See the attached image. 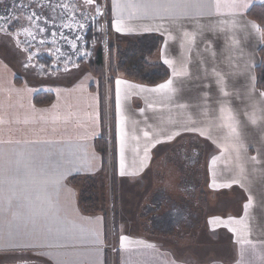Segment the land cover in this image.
<instances>
[{"label": "crops", "instance_id": "1", "mask_svg": "<svg viewBox=\"0 0 264 264\" xmlns=\"http://www.w3.org/2000/svg\"><path fill=\"white\" fill-rule=\"evenodd\" d=\"M167 2L186 0H115V7L113 0H105L110 37L161 39L150 60L168 69L163 82L171 81L167 89L153 92L149 89L158 85L147 87L118 77L112 92L105 89L103 123L100 96L92 90L97 81L89 70L92 78L80 95L70 90L39 107L31 93L30 118L41 112L42 133L24 140L16 132V138L24 141L22 153L12 161L15 169L0 167V252L18 251L46 264H264V97L256 85L252 89L262 40L250 28L246 35L227 8L221 15L213 9L209 16L190 8L146 13L138 7ZM261 4L264 0H251L243 20L254 22L246 13ZM188 16L197 17L199 24L188 22ZM173 18L177 23L169 22ZM117 21L119 32L113 27ZM1 49L0 138L5 139L15 133L22 112L4 96L3 84L16 92L23 86L16 83V70L4 61ZM46 59L50 67L55 63L52 57ZM83 72L61 84L70 87ZM34 77L30 79L56 82L50 76ZM117 80L121 81L119 139ZM221 87L229 93L227 98L221 96ZM208 94L211 103L205 99ZM111 131L114 176H108L115 186L114 206L109 210L101 202L94 213L86 214L78 202L81 184L77 187L69 180L99 176L105 187L104 158L95 143L104 133L109 138ZM191 137L204 141L208 149L200 152L197 165L190 151L180 146ZM184 162L191 167L187 169ZM60 174L64 178L56 183ZM180 181L193 182L192 196L185 187V196L178 192ZM168 222L170 233L164 234L159 223ZM39 238L58 244L39 246ZM10 241L17 247L6 248Z\"/></svg>", "mask_w": 264, "mask_h": 264}, {"label": "rangeland", "instance_id": "2", "mask_svg": "<svg viewBox=\"0 0 264 264\" xmlns=\"http://www.w3.org/2000/svg\"><path fill=\"white\" fill-rule=\"evenodd\" d=\"M58 1L60 2L57 3V0H39V3H37V0H19V3L14 2L12 3L11 6H9L7 2H3L0 5V15H4L2 11H4L5 13L12 11V15H20L23 22H26L27 16L31 15L33 11L41 12V5L46 6V7H43V11L41 12L39 22L41 26H44V21L47 20V31L42 36L41 35L37 36V40L34 42V45H38L39 40L43 37H46L48 41L44 45L33 46L31 48V51H38L39 49L44 51V49L46 48L45 57L35 60L34 64L37 67H36V70L34 71H31L30 67L27 69L25 68V61L27 60L25 57H24L25 61L22 62L21 55L16 57L17 56L15 55L16 53L14 54L12 51L10 52L8 49L9 47L6 45V42H2V44H0V47H2L1 55L3 56L4 61L8 63L7 65L10 68H12L13 70H16V78H18L17 80H19V83L23 86L21 89H19L18 92H16L7 85L8 83L3 84L4 96L7 95L9 98H11L10 103L14 104L22 112V118H21L20 124L17 127L15 133H13L12 136L8 135L5 139L0 138V142L2 143V158L0 160V167L4 169H11V168L15 169V167L12 165V161L15 156L20 155L22 153L21 143L24 140H27V139L30 140V136H36V138H38V135L42 133L41 125L38 124L39 117H41V112L38 114L35 113L30 118V96L33 93L35 95L36 94H46V95H51L53 98L56 96L57 99H59L65 93H70V90H74L75 92L74 94L80 95L82 91L84 92V84L85 86L88 85V83H90V79L92 78L90 75H88L89 73L88 69L84 70V67L86 65H89V62L94 57V53L96 49L101 48L104 62L105 64H107L106 52H107V47H108V33L106 30V27L108 28V26H107V21H106L105 0H98L99 6H100V12L95 15V20L94 19L90 20L86 18L81 19L83 16L81 18L79 17V15H81L80 10L77 8L75 9L72 8V5L76 4L74 0H64V1L58 0ZM20 4L32 5V7H26V8L21 9L19 6ZM61 4L68 5L69 6L68 9L59 7V5ZM77 20L79 23H84L85 27L82 29L79 28L78 27L79 23H77ZM63 24L71 25V27L70 28L69 27H59L60 25H63ZM12 31L13 33H15L16 31L15 25H13ZM54 32L56 33L55 37H53ZM60 32L64 33V35L67 37V41L61 39ZM76 36H80L81 39L76 40L75 39ZM53 39L55 40L54 45L52 43ZM73 42L76 43L79 51L74 52L73 49L71 48L70 45ZM22 45L25 48L23 43ZM55 48H59L61 50L60 53L54 54ZM80 52H85L87 53V55L80 56ZM50 54H54L57 56L54 58L55 63H52L51 67H50V62H48L46 59L48 56H50ZM79 59H81L80 63L79 61H77ZM83 59L85 60L83 61ZM73 62L74 64L72 65ZM75 62H77V64ZM61 64L62 66H59ZM40 66H43V69H44L43 74H38V69L40 68ZM68 67H71L70 68L71 70H66L68 69ZM72 67L74 69H72ZM54 68H58V70H53ZM59 68H62V71H60ZM80 71H85V72H83L84 74L80 75L79 79L72 82L70 87H66V85L61 84L63 82L68 83ZM30 76L32 77L36 76L34 78H38V79H43L44 77L46 79V76L47 77L50 76V80L51 81L56 80V82H52L51 84L42 83L41 81L37 79H30ZM48 79L49 78H47V80ZM109 109H111V104H109ZM20 115L21 114H19V116ZM16 132H18L24 138V140H21L20 138L17 139L15 135ZM10 137H11V140L12 138H14L15 141L13 142L9 140ZM192 146H196V145H192ZM187 147L188 146H186V148ZM192 160L195 161L197 165V157L193 156ZM187 163L184 162L186 168H187L186 166ZM188 164L189 166L187 169L191 167L190 163ZM168 171H171L173 175L176 176V174L171 169H169ZM178 180H179V177H178ZM110 181L111 180H109V177H106L105 187L101 186L100 191L95 195V198H99L102 203L107 204V208H109L111 198L113 196V192L109 193V190H111ZM191 184H193V182L191 183L190 181L188 182L180 181V186H179L180 189L178 192L182 196H185L183 194L184 191L182 190V188L185 187L184 190L185 191L188 190L186 192H188L191 195L192 193L190 191L191 188H189ZM201 189L202 188H200V190ZM89 196H91V194H89ZM182 196L180 197L183 198ZM197 196L198 198L203 197V195L201 194L200 196L197 194ZM186 198H190V197L188 196ZM79 204L83 207V204L81 203ZM198 204L200 205V203ZM195 207H196L195 210H200V207L198 205H195ZM152 223L156 224L157 222L153 221ZM164 223H159L160 226L159 224H157V226H159V229L162 231V233L169 234L170 231L168 230V228H171L170 226L171 223L168 222L167 225H162ZM185 234H186V231H185ZM183 240L187 242L186 237ZM30 243L35 244L32 241V239L30 240ZM0 244H2V242H0ZM57 244H58L57 241H50L49 238H43V239L39 238V244H36V245L55 246ZM15 247H17V245L11 241L6 246V248H10V249H13ZM17 252L18 251L0 252V256L2 255L10 256L12 254H17ZM183 257H187V254H184Z\"/></svg>", "mask_w": 264, "mask_h": 264}, {"label": "trees", "instance_id": "3", "mask_svg": "<svg viewBox=\"0 0 264 264\" xmlns=\"http://www.w3.org/2000/svg\"><path fill=\"white\" fill-rule=\"evenodd\" d=\"M246 16L254 21L257 25L264 26V4L252 6ZM78 22V20H77ZM108 33V47H107V64H105L102 50L96 49L94 57L89 64V72L97 81V84L92 90H96L100 96L101 102V119L102 123L105 117V89L113 91V84L118 77H122L130 82L144 85L147 87H153L167 81L169 72L166 66L160 63L152 62L150 59L161 45V39L155 36H139L135 38H112L109 34V29L106 27ZM52 58L57 57L54 54H50ZM260 63L255 68V85L256 89L261 93L264 92V40L259 49ZM54 62V61H53ZM17 84L19 80H15ZM51 95L36 94L34 97V104L36 106L48 105L52 101ZM192 139L193 141L192 143ZM185 141V140H184ZM188 146L187 151L193 156L199 157L200 152H206L208 149L204 141L197 142L194 138H189L187 141L181 143L180 146ZM196 145V146H192ZM96 149L104 158L103 172L106 173L105 177H110L113 172V152H114V134L111 131L109 138L105 136V133L95 143ZM212 153H216L214 148H210ZM191 157V159H192ZM198 159V158H197ZM198 163V160H197ZM114 176V175H113ZM113 176L111 177L113 179ZM102 177L94 178H74L69 181L73 185L79 187L78 202L83 204V210L86 214L94 213L101 206L99 198H95V195L100 191L102 186ZM111 192L115 191L113 181L110 183ZM113 186V187H112ZM91 192V193H90ZM91 194V196H89ZM93 195V197H92ZM112 196V197H113ZM113 202L111 199L109 210L113 209ZM106 209V208H105Z\"/></svg>", "mask_w": 264, "mask_h": 264}, {"label": "snow or ice", "instance_id": "4", "mask_svg": "<svg viewBox=\"0 0 264 264\" xmlns=\"http://www.w3.org/2000/svg\"><path fill=\"white\" fill-rule=\"evenodd\" d=\"M0 2H2V0H0ZM14 2L19 3V0H14ZM251 0H227L226 3H222L221 0H186V2L181 3V4H177V3H173V2H167V3H146V4H142V5H138V7L143 8L146 13L148 11H152V10H159V12L161 13H167L169 12V10L172 9H176V8H185V9H195L198 12H204L207 11V14L209 16H211L213 14V9H215V14L216 15H221V9L222 8H227L229 10V15H231L233 17V22H239L241 29L246 33V35L250 34L248 32L249 28L255 32L256 34L259 35L261 40H264V26L261 25H257L255 22H251V21H244L243 20V10H246L249 7ZM37 3H39V0H37ZM21 9L26 8V7H32V5H25V4H20L19 5ZM80 5H72V8L75 9L76 7H78ZM83 6H87L89 9L93 8V6H95V11L98 14L100 12V6L98 3V0H83ZM113 6L115 7V0H113ZM43 7H46L44 5H41V12L43 11ZM59 7H62L64 9H68V5L66 4H61L59 5ZM41 12H36L33 11L31 13V15L27 16V20L26 22H22V18L20 15H12L11 13H9L8 15H0V24L3 25H7L6 28L3 29V34L5 36H8L9 39H14L15 43H16V47L19 48L21 43L24 44L25 48L29 51V55L27 57V60L25 61V68H29L31 67V60L33 59L34 54L31 53V48L33 46H39V45H44L46 44L47 38L43 37L39 40V44L38 45H34V42L37 40V36L38 35H43L44 33H46L47 31V20L44 21V26H41L40 24V15ZM161 19H164V16L161 15L160 16ZM177 19L178 18H173L171 19L169 22L170 23H177ZM186 20L188 22H195L197 24H199L198 18L194 17V16H188L186 17ZM35 21V22H34ZM120 22H114L113 23V27L116 29L117 32L121 31V28L119 26ZM13 25L16 26V31L13 34ZM180 27H183V24L179 25ZM59 27H71V25H67V24H63L60 25ZM79 28H84L85 25L84 23H79L78 24ZM163 27V25L161 26ZM212 30V29H210ZM184 36H188L189 33L187 31H185ZM23 35L25 37V39L23 41L16 39L17 37ZM56 36V33H53V37ZM60 37L61 39L67 41V37L64 35L63 32H60ZM76 40H80L81 37L80 36H76L75 37ZM53 45L55 44V40L53 39L52 41ZM71 48L73 49L74 52L79 51V49L77 48L76 43H71ZM209 48H211V45L209 44ZM60 49L59 48H55V53H60ZM87 55V53L85 52H80V56H84ZM70 59V58H69ZM165 63L170 64L171 62L166 60ZM67 70V69H66ZM44 69L43 66H40V68L38 69V74H43ZM178 74V73H174ZM213 75L216 76L217 78V82L218 83H222L219 75L217 73H213ZM120 84L121 81L117 80L116 81V135H117V139H119L120 137V114H121V105H120ZM169 84H171V81H169L168 83H162L158 86H156L155 88L149 89L150 91L156 92L162 89H167L169 87ZM252 89L253 91L255 90V81L253 78V82H252ZM221 96L223 98H227L229 96V93L227 91H224V89L221 87L219 89ZM251 95V94H250ZM261 97H264V92L260 93ZM206 100L209 101V103L212 102V97L211 94H208L205 97ZM217 103H221V99H217L216 101ZM262 104V108H264V102H261ZM221 112L224 111V108L221 107ZM143 111V110H141ZM252 123L256 124V119L253 118L252 119ZM233 132H235V129H233ZM179 134V133H178ZM144 136L147 137L148 136V132H144ZM148 149H145V152L147 153ZM253 160H256V157H252ZM123 171L121 172V175H123ZM64 178L63 174H60V176L57 178L56 183H59L60 180H62ZM245 207H247V205H245ZM123 240V237H121V241Z\"/></svg>", "mask_w": 264, "mask_h": 264}, {"label": "flooded vegetation", "instance_id": "5", "mask_svg": "<svg viewBox=\"0 0 264 264\" xmlns=\"http://www.w3.org/2000/svg\"><path fill=\"white\" fill-rule=\"evenodd\" d=\"M64 1V0H62ZM75 1V5H80L78 7H76L77 9L80 10V14L79 17L82 18H86V19H90V20H95V15L97 14L96 11H95V6H93V8L89 9L87 6H83V0H74ZM3 2H7L9 4V6L12 5V3H14V0H2V2H0V5L3 3ZM60 1L57 0V3H59ZM2 7V6H1ZM4 13V15H8L9 13L12 14V11H9L8 13H5L4 11H2ZM80 19V21H81ZM23 22V21H22ZM79 23V22H77ZM7 25H3V24H0V44H2V42H6V45L9 47V51L13 52L15 55H17L16 57L20 56L21 55V60L22 62H24V57L27 59L28 55H29V51L27 49H25L21 43L20 47L17 48L16 47V43H15V40L14 39H9L8 36H5L3 34V29L6 28ZM14 34V33H13ZM16 39H19L21 41H23L25 39V37L23 35L17 37ZM45 48V47H44ZM46 51V48L44 49V51L42 50H38V51H31V53L34 54L33 56V59L31 60V67H30V70L31 71H34L36 70V65L34 64L35 60H38L40 58H44L45 57V52ZM48 57H51V56H48ZM34 60V61H33ZM63 61V59H62ZM62 66V64L60 65ZM71 67H68V69H70ZM55 70H58V68H55ZM60 71H62V68H59ZM0 264H46V263H43V262H37L33 259H30V255H25V254H12L10 256H0Z\"/></svg>", "mask_w": 264, "mask_h": 264}]
</instances>
